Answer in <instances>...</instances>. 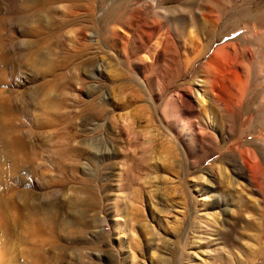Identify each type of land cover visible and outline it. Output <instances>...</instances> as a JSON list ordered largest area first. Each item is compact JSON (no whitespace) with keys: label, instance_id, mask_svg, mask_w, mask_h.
<instances>
[{"label":"rangeland","instance_id":"obj_1","mask_svg":"<svg viewBox=\"0 0 264 264\" xmlns=\"http://www.w3.org/2000/svg\"><path fill=\"white\" fill-rule=\"evenodd\" d=\"M98 1L95 0V5ZM129 1L120 0L116 8L121 11L107 14L112 5L109 2L106 10L98 13L99 25L88 22L90 16L85 13L88 0L74 1L78 4H74L78 6L74 7L75 13L69 12L71 2L55 3V11L50 15L54 23L51 22L49 30L54 36L48 32L51 38L46 39L42 48L43 54L48 52L51 63L48 67L51 74L45 76L43 71L49 65L41 60V64L32 63V51L22 42L33 38L30 33L29 37L25 33L29 39L23 35L32 28V23H27L30 26L17 24L13 18L20 12H17L19 2L0 0L3 15L9 17V28L4 26L1 31L5 40L2 51L7 58L3 62L4 68L0 69V98L5 97L4 101L7 99L9 103L7 105L3 99L0 100V127L5 126L9 134L16 128L28 144L27 151L36 159L30 173L23 170L18 173L19 180L17 174L12 178L8 172L3 179L6 178L8 184L15 179L12 181H16L14 189L32 191L36 195L39 220L43 218L42 204H61L57 214L61 220L58 218L60 222L57 220L53 224L54 236H57L55 239L59 246L66 244L70 251L63 254L56 243V248L49 254L60 259L54 257L57 262L52 260V264H258L257 225L264 205V193L252 184L249 172L241 164L236 151L252 135L258 141L264 140V57L258 50L257 58L256 50L252 48L255 59L251 62L252 67L249 64V70L256 82L257 93L251 100V110L244 114L251 121L243 124L228 120L229 124L225 122L223 127L211 122L203 129L206 135L217 138L218 145L230 143L227 151H217V144L207 140L203 142L189 127L190 122L194 123L197 133L198 126L202 127L205 122L197 104L201 91L196 90L200 86L198 76L203 73L201 65L205 60L196 56L197 48H192L181 30L186 22L196 28L201 22L204 25L201 10H197L198 2L203 3L200 4L205 13L208 7L223 8L227 3L225 0H156L160 7H171L163 8L170 14L167 15L170 19H167L155 14L143 0ZM182 1L185 2L181 4ZM253 1L258 2V7L264 6V0ZM125 9L127 11L124 12ZM127 14H132L130 19ZM85 15L87 21V18L83 21ZM123 16L128 17L126 21ZM103 20L106 23L103 24ZM127 21L136 24L133 27L142 22L143 25L145 21L162 23L161 32L168 31L172 35L173 46L170 43L154 59L152 44L145 43L144 47V43L141 45L139 42L146 38L142 29L136 33L138 42L130 41L124 30L129 25ZM113 23L126 27L115 25L119 28L116 35L109 29ZM204 26L206 29L203 27L198 36L205 42L204 37L209 31L207 24ZM79 28L84 30L83 36L76 35ZM143 52L147 54L146 59ZM172 95L177 99L178 111L171 100ZM187 99H190L191 106L185 107ZM51 100L49 105L47 102ZM165 102L168 103L163 106ZM204 102L208 107L209 94ZM162 107L168 108L164 111ZM246 129L248 134L242 137ZM251 130L255 132L251 134ZM0 177L1 188V174ZM262 211L264 216V207ZM62 220L68 223L63 224ZM6 236L0 234V241L11 239L9 242L5 240L8 249L2 241L0 251L3 254V249H6V257L10 253L13 259L9 255L7 258L11 264H22L20 260L24 258L20 253L26 244L21 243V235H14L20 236L21 244L14 236H8V239ZM11 247L14 252L10 251ZM42 254L46 258L47 253Z\"/></svg>","mask_w":264,"mask_h":264},{"label":"bare ground","instance_id":"obj_2","mask_svg":"<svg viewBox=\"0 0 264 264\" xmlns=\"http://www.w3.org/2000/svg\"><path fill=\"white\" fill-rule=\"evenodd\" d=\"M14 2H19L20 8H18L19 14L16 18H13L15 20V22H17V24H26L27 23H32V28L25 31L23 30L24 34L21 33V35H25V33L27 34V36L29 37L30 33L33 38L29 39L26 35V37L29 40H24L22 41L25 45L28 46L29 50L32 51L31 54V61L32 63L37 62L39 63L41 60V62H43L46 65L45 70L43 71V74L45 76H47L48 74L50 75L51 73L49 72L48 67H51V63L49 61V55L48 52H45V54H43L42 52V48H43V44L46 41L47 38H51L48 37L50 35H48V32H50L51 30V13L53 14V7L55 5V3L59 2V1H69L70 5L68 6L69 8V12L70 10L73 11L75 13L76 10H74V1L76 0H13ZM79 1V0H78ZM82 1V0H81ZM87 1V0H86ZM88 4L86 5V11L85 13L87 14V17H89V21H92L93 23H96L99 25V19L98 16L101 11L106 10V5L109 6V2L112 3L111 7H109V9L107 10V14L109 13H116L118 11V9L116 8L117 4L119 3L120 0H100L98 1V4L95 5V0H88ZM128 1V0H127ZM145 1L146 4H148L155 12V14L159 15L160 17H165L167 19H170V17H168L170 14L166 13V8L165 7H160L159 4L157 2H155L156 0H143ZM188 1V0H186ZM191 1V0H189ZM194 1V0H193ZM214 1V0H213ZM217 1V0H216ZM11 2V0H10ZM13 2V3H14ZM94 4H93V3ZM122 2V1H121ZM131 2V0L129 1ZM128 2V3H129ZM133 2V1H132ZM137 2V1H136ZM177 2V1H176ZM185 2L182 1L181 4ZM198 2V1H196ZM222 2V1H221ZM224 2H226L227 4L224 5L225 7L223 8H216L217 6H211L207 8V13H205L204 11H202V5L200 3L202 2H198L196 5H198V9L197 10H201V19L204 22V25L207 24L208 26V31L209 34L205 35V42L202 41V39L198 36L199 33H201L202 28L204 27L206 29V26L203 25V23H200L199 27H195L194 25V29L193 26H190L187 22L183 25L182 28V32L186 35L185 37L186 40L193 45L192 48L195 46L197 48V55L198 58H204V62L201 66H203L202 69V74L198 76V81L200 82V86L198 87L197 92H199V90L201 91V95L200 97L197 96V104L199 107V111H201V114L204 116L205 118V122H203V125H201L202 127L198 126L199 129L196 133L195 129L193 128L194 123L190 122L189 123V127H191L192 132L197 134V136L199 135V137L201 138V140L204 142L205 140H207L209 143L211 144H217L218 145V140L217 138L211 136V135H206L205 132L203 131V129L207 126L210 125V123L212 122V124L215 125H221L222 127L224 126L225 122H228V120L230 121H241L243 124H246V122L249 120L251 121L250 117H245L244 114L249 113V111L251 110V100L255 97L254 94L257 93V88H256V82H254L252 76H251V72L249 70V64L252 62L253 58H254V50L252 48H255L256 53L257 54V58L258 56V50L261 51V54L264 57V6L258 7V2H254L253 0H225ZM126 2V4H128ZM135 3V2H134ZM141 3V1H140ZM195 3V2H193ZM206 3V2H205ZM216 3V2H214ZM80 4V3H79ZM86 4V3H85ZM120 4V3H119ZM125 4V3H124ZM139 4V3H138ZM143 4V3H141ZM180 4V5H181ZM185 4V3H184ZM191 4V3H190ZM203 4V3H202ZM78 5V4H75ZM84 5V4H83ZM82 5V6H83ZM131 5V4H130ZM129 5V6H130ZM161 5V4H160ZM178 5V4H177ZM176 5V6H177ZM195 5V6H196ZM201 5V6H200ZM211 5V4H210ZM263 5V4H262ZM81 6V7H82ZM107 6V7H108ZM124 6V5H122ZM127 6V5H126ZM142 6V5H141ZM179 6V5H178ZM177 6V8H178ZM182 6V5H181ZM194 6V7H195ZM78 7V6H76ZM75 7V8H76ZM80 7V8H81ZM85 7V6H83ZM82 7V10H83ZM119 7V6H118ZM191 7V6H190ZM123 9V7H121ZM120 8V9H121ZM134 7H132L131 9H133ZM136 8V7H135ZM165 8V10L163 9ZM171 8V7H170ZM177 8L175 7V9L177 10ZM193 8V7H192ZM20 9V10H19ZM130 9V8H129ZM191 9V8H190ZM196 9V7L194 8ZM204 9V8H203ZM117 10V11H116ZM134 10V9H133ZM173 10V9H172ZM184 9H182L183 11ZM55 11V10H54ZM116 11V12H115ZM121 11V10H119ZM118 11V12H119ZM127 11V9L124 10V12ZM170 11V10H167ZM175 11V10H174ZM178 11V10H177ZM185 11V10H184ZM206 11V10H205ZM66 12V11H65ZM72 12V13H73ZM123 12V13H124ZM129 12V11H128ZM132 12V11H131ZM176 12V11H175ZM181 12V11H180ZM4 12H2L1 6H0V69H3L2 66L4 65V61L5 58H7L6 56H4L6 53L2 51V48H4L5 46V40L2 37V28H4V26H8L7 22H8V18L7 16L3 15ZM71 13V12H70ZM71 14V15H74ZM76 13H79V11H77ZM103 13V12H102ZM105 13V12H104ZM103 13V14H104ZM149 13V12H148ZM169 13V12H168ZM179 13V12H177ZM185 13V12H184ZM193 13V12H192ZM13 14V13H12ZM15 14V13H14ZM103 14H100L101 16ZM125 14V13H124ZM139 14V13H138ZM153 14V15H155ZM68 15V14H67ZM78 15V14H76ZM106 15V13H105ZM122 15V14H121ZM130 15V14H129ZM142 15V14H140ZM155 15V16H157ZM168 15V16H167ZM175 15V14H174ZM173 15V16H174ZM192 15V14H190ZM15 16V15H14ZM81 16V15H80ZM79 16V17H80ZM128 16V14L126 15ZM132 16V14L129 17ZM139 16V15H138ZM193 16V15H192ZM191 16V17H192ZM12 17V15H11ZM10 17V18H11ZM78 17V16H77ZM78 17V18H79ZM82 17V16H81ZM85 15V18L83 19V21L87 18ZM108 17V15H107ZM106 17V19H107ZM112 17V16H110ZM116 17V15H115ZM124 17V16H123ZM128 17H124V20L126 21V19ZM141 17V16H140ZM139 17V18H140ZM150 17V15H149ZM71 18V17H70ZM75 19V17H73ZM103 18L104 15H103ZM100 17V19H103ZM120 18V17H119ZM118 18V20H119ZM133 18V17H132ZM197 18V17H196ZM12 19V20H13ZM73 19V21H74ZM80 19V18H79ZM78 19V20H79ZM121 20L123 19L122 17L120 18ZM134 19V18H133ZM141 19V18H140ZM153 19V18H152ZM10 20V19H9ZM77 20V18H76ZM75 20V21H76ZM88 18L85 20L87 21ZM117 20V19H116ZM119 20V22L121 21ZM123 20V21H124ZM148 20V19H147ZM154 20V19H153ZM71 21V20H70ZM109 21H112L109 20ZM150 21V20H149ZM79 22V21H78ZM104 20H103V24H104ZM108 22V21H107ZM114 22V21H113ZM118 22V21H115ZM128 22V21H127ZM127 22L125 23V25L127 24ZM131 22V20H130ZM128 25L127 29H124L126 31V33H128L129 37H130V41L132 43H137L138 40L136 39V33L138 31V29H142L143 32H145L146 34V38L144 40H141L139 42H141V45L144 43L147 44H152L150 45L153 48V54L152 57L155 59L159 56L160 52L163 51L169 47V44L171 43L172 45V35H169L168 31H166V33L161 32L163 29V24L162 23H154L153 21H151V24L148 21H145L143 25H138V27H133L136 24L131 23ZM193 22V21H192ZM54 23V22H53ZM106 23V22H105ZM112 23V22H110ZM121 23V22H120ZM139 23V22H138ZM195 23V22H194ZM64 24V23H63ZM69 24V23H68ZM92 24V23H91ZM56 25V24H53ZM61 25V24H60ZM59 25V27H60ZM73 25V24H72ZM77 25V24H75ZM83 25V24H82ZM87 25V23H86ZM86 25L83 26V28L86 27ZM110 25V24H109ZM112 25V24H111ZM113 25H117L120 26V24H115L113 23ZM123 24H121L122 26ZM23 26V25H22ZM30 26V25H28ZM93 26V25H92ZM114 26L112 28H109L111 30L112 33H116V29L118 27ZM120 26V28H121ZM124 26V25H123ZM178 25H176L175 27H177ZM6 27V28H7ZM26 27V26H24ZM59 27H56L57 29ZM91 27V25H89V28ZM98 27V26H97ZM96 27V28H97ZM105 27V26H104ZM108 27V26H107ZM110 27V26H109ZM126 26H124L125 28ZM5 28V30H6ZM7 28V29H8ZM22 28V27H21ZM53 28V27H52ZM123 28V27H122ZM55 29V27H54ZM103 29V28H101ZM106 29V28H105ZM119 29V28H118ZM167 29V28H166ZM177 29V28H176ZM13 30V28H12ZM50 30V31H49ZM89 30V29H88ZM94 30V29H93ZM108 30V29H107ZM121 30V29H120ZM86 31V30H85ZM96 31V30H95ZM94 31V32H95ZM103 31V30H102ZM179 31V30H178ZM177 31V33H178ZM194 31H196L194 33ZM201 31V32H200ZM21 32V31H20ZM121 32V31H120ZM142 32V33H143ZM180 32V33H182ZM186 32V33H185ZM51 33V32H50ZM53 33V32H52ZM51 35L54 36V33ZM84 33V30L79 28L77 30L76 35ZM88 33H90L88 31ZM92 33V32H91ZM97 33V32H96ZM110 33V35L112 34ZM205 32H203L202 34L204 35ZM104 33H102L103 35ZM107 33H105L104 35H106ZM20 35V36H21ZM30 35V36H31ZM82 35V34H81ZM97 35V34H96ZM101 35L100 38H102L103 36ZM109 35V36H110ZM117 35V33H116ZM175 35V34H173ZM8 36V35H7ZM12 36V35H9ZM14 36V35H13ZM24 36V37H25ZM52 36V37H53ZM83 36V35H82ZM108 36V35H107ZM112 36V35H111ZM114 36V35H113ZM123 36V35H122ZM125 36V35H124ZM178 36V35H177ZM184 36V35H183ZM15 37V36H14ZM13 37V39H14ZM23 37V38H24ZM99 37V36H98ZM97 37V38H98ZM128 37V38H129ZM6 38V37H5ZM10 38V37H9ZM16 38V37H15ZM78 38V36H77ZM80 38V37H79ZM105 38V36H104ZM110 38V37H109ZM115 38V36H114ZM113 38V39H114ZM123 38V37H122ZM142 38V37H141ZM177 38V37H176ZM107 39V37H106ZM106 39H104L103 41H105ZM112 39V40H113ZM151 40H153L151 42ZM8 41V40H7ZM11 41V40H10ZM16 41V40H15ZM21 41V39H20ZM99 41V40H98ZM97 41V42H98ZM124 41V40H123ZM122 41V42H123ZM126 41V40H125ZM124 41V42H125ZM175 41V40H174ZM184 41V40H183ZM186 41V42H187ZM17 42V41H16ZM22 42H20L22 44ZM95 42V41H94ZM96 42V43H97ZM109 42V41H108ZM48 43V42H47ZM92 43V42H91ZM105 43H107L105 41ZM116 43V42H114ZM126 43V42H125ZM175 43V42H174ZM189 43V44H190ZM16 44V43H15ZM112 44V43H111ZM123 44V43H122ZM121 44V46H122ZM129 44V43H128ZM20 45V44H19ZM113 45V44H112ZM115 45V44H114ZM261 45V48L258 49V46ZM16 46V45H14ZM101 46V45H100ZM110 46V43H109ZM126 46V44H125ZM173 46V45H172ZM175 46V45H174ZM185 46V45H184ZM18 47V46H17ZM112 47V46H111ZM127 47V46H126ZM146 47V45L144 46ZM190 47V46H189ZM20 48V46H19ZM87 49V46L85 47ZM124 47H122L123 49ZM149 48V47H148ZM185 48V47H184ZM183 48V49H184ZM129 49V48H128ZM128 49H126L128 51ZM146 49V48H145ZM144 49V50H145ZM180 49V48H179ZM85 50V49H84ZM123 50V51H126ZM150 50V48H149ZM148 50V51H149ZM170 50V49H169ZM95 51H98L97 49ZM134 51V50H133ZM173 51V50H172ZM179 53V50H177ZM184 51V50H183ZM182 51V52H183ZM193 51V50H192ZM145 52V51H144ZM142 53L145 54V53ZM147 52V51H146ZM5 53V54H4ZM125 53V52H124ZM171 53V52H169ZM176 53V54H178ZM190 53V52H189ZM192 53V52H191ZM85 54V53H84ZM96 54V53H95ZM175 54V55H176ZM185 54V52H184ZM11 55V54H9ZM138 57L139 54H137ZM141 55V56H142ZM150 55V54H149ZM167 55V54H166ZM174 55V56H175ZM180 55V54H179ZM191 55V54H190ZM147 58V54L144 55V58ZM173 56V57H174ZM10 57V56H9ZM90 57V56H89ZM88 57V58H89ZM128 57L130 58V56L128 55ZM135 57V56H134ZM165 57V56H164ZM91 58V57H90ZM89 58V59H90ZM127 58V57H126ZM145 58V59H146ZM168 58V57H166ZM170 58V57H169ZM186 58V56H185ZM261 58V57H260ZM93 59V57H92ZM91 59V60H92ZM135 59V58H134ZM178 59V58H177ZM184 58L182 57V60ZM255 59V58H254ZM139 60V59H138ZM149 60V59H148ZM175 60V59H174ZM179 60V59H178ZM264 60V59H262ZM133 61V59H132ZM153 61V59H152ZM170 61V60H168ZM185 61V59L183 60ZM181 61V62H183ZM9 62V61H8ZM8 62L6 64H8ZM41 62L39 64H41ZM136 62V61H135ZM142 62V59H141ZM165 62V61H164ZM175 63V61H173ZM193 62V61H192ZM258 62V61H257ZM3 63V65H2ZM166 63V62H165ZM198 63V62H197ZM167 64V63H166ZM173 64V63H172ZM171 64V65H172ZM43 65V64H42ZM131 65V64H130ZM152 65V64H151ZM155 65V64H154ZM169 68L167 65V68L170 69V64ZM176 65V64H175ZM179 65V64H177ZM186 65V62H185ZM191 65V64H190ZM189 65V68H191V66ZM252 63H251V67H252ZM156 66V65H155ZM163 66V67H165ZM197 66V65H196ZM174 67V66H173ZM172 67V68H173ZM185 67V66H184ZM200 67V66H199ZM158 68V67H157ZM178 68V67H177ZM180 68L182 69V65H180ZM179 68V69H180ZM189 68L187 71H189ZM258 68V66L256 67V69ZM166 69V68H165ZM175 69V68H174ZM186 69V68H185ZM171 70V69H170ZM183 70V69H182ZM181 70V71H182ZM262 70V68H261ZM174 71V70H173ZM184 71V70H183ZM264 71V70H263ZM2 72V71H0ZM42 72V71H41ZM150 72V71H149ZM175 72V71H174ZM177 72V71H176ZM175 72V73H176ZM180 72V70H179ZM166 73V72H165ZM182 73V72H181ZM194 73V72H193ZM171 74V73H170ZM178 74V73H176ZM3 75V74H2ZM48 75V76H49ZM190 75V74H189ZM198 75V73H197ZM197 75L195 77H197ZM261 75V74H260ZM259 75V76H260ZM264 75V74H263ZM4 77V76H3ZM187 77V76H186ZM2 78V77H1ZM147 78V77H146ZM144 78V79H146ZM2 80V79H1ZM164 80V79H163ZM173 80V79H172ZM191 80V79H190ZM193 80V78H192ZM49 81V80H48ZM146 81V80H145ZM165 81V80H164ZM167 81V80H166ZM149 82V81H148ZM263 82V81H262ZM141 83V82H140ZM173 83V82H172ZM46 84V83H45ZM164 84V83H163ZM162 84V86H163ZM167 84V83H166ZM177 84V83H176ZM185 84V83H184ZM187 84H191V83H187ZM259 84V82L257 83ZM262 84V83H261ZM141 85V84H140ZM147 85V83L145 84V86ZM169 85V84H168ZM172 85V84H171ZM144 86V85H143ZM176 86V85H175ZM174 86V87H175ZM259 85H257L258 87ZM141 87V86H140ZM147 87V86H146ZM148 88V87H147ZM166 88V87H165ZM164 88V90H165ZM189 88H191L189 86ZM149 89V88H148ZM163 89V88H162ZM178 89V88H177ZM192 89V88H191ZM195 89V88H194ZM264 89V88H263ZM145 90V89H143ZM151 90V89H150ZM149 90V91H150ZM189 90V89H188ZM1 91V90H0ZM190 91V90H189ZM261 91V90H259ZM38 92V91H36ZM40 92V91H39ZM146 92V91H145ZM148 92V91H147ZM187 92V90H186ZM4 93V92H3ZM1 92V94H3ZM142 93V92H141ZM151 93V92H150ZM166 93V92H165ZM185 93V92H184ZM36 94V93H35ZM160 94V93H159ZM164 93H162L163 95ZM209 94V106H206V103L204 102V99L206 97V95ZM37 95V94H36ZM39 95V94H38ZM179 95V94H178ZM142 96V95H141ZM165 96V94H164ZM167 96V95H166ZM177 96V94H176ZM181 96V95H180ZM3 97V96H2ZM160 98V95L158 96ZM170 97V96H169ZM182 97V96H181ZM180 97V98H181ZM208 97V96H207ZM259 97V96H258ZM5 98V97H4ZM4 98H0V100L4 101ZM35 98V97H34ZM155 98V97H154ZM163 98V97H162ZM161 98V99H162ZM178 98V97H177ZM262 100H264V96H262ZM9 99V98H8ZM50 99V98H49ZM167 99V97H166ZM170 99V98H168ZM182 99V98H181ZM179 99V100H181ZM208 99V98H207ZM206 99V101H207ZM42 101V99H40ZM165 100V99H164ZM163 100V101H164ZM171 100L174 103V107L175 110L178 111V106H177V99H175L173 97V95L171 96ZM7 99H5V103L8 105L7 103ZM40 101V102H41ZM47 101V100H46ZM45 101V102H46ZM49 101V100H48ZM166 101V100H165ZM169 101V100H167ZM3 102V103H4ZM39 102V103H40ZM151 102H153L151 100ZM171 102V101H170ZM180 102V101H179ZM38 103V102H37ZM48 104L52 103L51 102H47ZM154 103V102H153ZM159 103V102H158ZM162 103V102H161ZM168 102H165V104H163V106H166ZM181 103V102H180ZM185 107L191 106V101L190 99H187L185 102ZM2 104V103H0ZM41 104H43V102H41ZM45 104V103H44ZM46 104V105H48ZM49 104V105H50ZM152 104V103H151ZM40 105V104H39ZM37 105V106H39ZM48 105V106H49ZM155 105V104H154ZM162 105V104H161ZM42 106V105H41ZM40 106V107H41ZM44 106V105H43ZM6 107V105H5ZM161 107V106H160ZM184 107V106H183ZM182 107V108H183ZM3 108V107H2ZM42 108V107H41ZM153 108V105H152ZM151 108V109H152ZM168 107H165V109ZM9 109V108H6ZM5 109V110H6ZM47 109V107L45 108ZM51 109V107H48V110ZM158 109V108H157ZM161 109V108H160ZM162 109H164L162 107ZM161 109V110H162ZM164 109V111H166ZM188 109V108H187ZM47 110V111H48ZM155 109H153L154 111ZM160 110V111H161ZM8 111V110H7ZM46 112V110H44ZM156 111V110H155ZM157 112V111H156ZM181 112V111H180ZM154 113V112H153ZM52 114V113H51ZM165 117V113L163 112ZM156 115V114H155ZM3 116V115H2ZM1 116V117H2ZM53 117V116H52ZM56 117V116H55ZM157 117V116H156ZM12 120V119H11ZM56 120V119H55ZM162 120V118H161ZM204 120V119H203ZM255 120V119H254ZM48 121V120H47ZM197 121V119H196ZM248 121V123H249ZM5 123V122H4ZM13 123V121H12ZM49 123H51L49 121ZM206 123V124H205ZM1 124H3L1 122ZM161 124V123H160ZM163 124V123H162ZM211 124V125H212ZM229 124V122H228ZM54 125V124H53ZM200 125V123H199ZM50 126H52L50 124ZM164 126V125H163ZM239 126V125H238ZM2 127V128H1ZM1 131H0V144H1V152H0V156L1 158V162H0V174L2 176V187L0 188V234L7 235V239L8 236L13 237L14 235L16 236V234L21 235L22 239H20L18 236L15 237L14 239L17 238V240H19L18 242L20 243V240L24 241L21 243H25L26 246H24L23 244V248L20 250L21 251V255L22 258H24L23 260H20V263L23 262L22 264H52V260H54V257L52 254L50 255L49 253L56 248V237L54 236V228H53V224L58 220V222H60L61 218H57V214L58 212H60L59 206L61 205H55L53 203H49L47 202V204H42L43 206L41 207L42 212H43V218L42 219H38V210H40L39 205H37L38 202H35L36 199V195L32 193V191H24V190H19V189H14L15 186H13V184L16 183V181L14 183H12V181H14L15 179H11L10 183L8 184L6 182V178L3 179V176H5L8 172L7 175H11L12 178H14V176H16V174L18 175V173L20 174V172L23 170L26 173H30L31 171V166H34L33 163L35 157L27 151V145L25 144V142L23 141L21 135L19 134L18 130H16V128H14L15 130L12 131L11 134L8 133V130H6L5 126H1ZM165 127V126H164ZM230 128V127H228ZM260 128V127H258ZM257 128V129H258ZM60 129V128H59ZM245 129V128H244ZM249 129V128H248ZM252 129V128H251ZM165 130H167L165 128ZM223 130V129H222ZM231 130V129H230ZM60 131V130H59ZM207 131V130H206ZM252 131V130H251ZM243 132V131H242ZM255 132L252 131L251 134ZM256 132H258V130H256ZM55 133V132H54ZM59 133V132H58ZM168 133V132H167ZM57 134V133H56ZM55 134V135H56ZM61 134V133H60ZM247 129L243 132L242 137L243 136H247ZM206 135V137L204 136ZM58 136V135H57ZM61 138H63L62 136H60ZM240 137V138H242ZM51 138V137H50ZM57 139V138H56ZM52 140V138H51ZM54 140V139H53ZM206 141V142H207ZM236 141V140H235ZM239 142V141H238ZM236 143V142H233ZM26 145V146H25ZM215 145V146H217ZM228 145H230V143H223L221 145H218L217 151H221V150H225L227 151L228 149ZM213 146V145H212ZM29 150V149H28ZM216 150V147H215ZM216 153V152H215ZM237 157L240 160L241 164L243 165V167L248 170L249 172V176L250 179L252 181V184L260 190L261 193H264V191L262 190L263 186H264V140L263 141H258V139L255 138V136L252 135L251 139L246 140L242 147L236 151ZM231 155V154H230ZM37 156V155H36ZM224 156V155H223ZM234 156V155H233ZM236 156V155H235ZM234 156V157H235ZM236 157V158H237ZM235 158V159H236ZM36 161V159H35ZM38 163V162H37ZM239 164V163H238ZM36 166V165H35ZM39 166V165H38ZM37 166V167H38ZM34 168V167H33ZM37 169V168H36ZM35 170V168H34ZM38 170V169H37ZM33 171V170H32ZM23 174V173H22ZM10 177V178H11ZM17 177V176H16ZM1 178V177H0ZM21 178V177H20ZM8 179V178H7ZM17 179V178H16ZM19 180V175H18V179ZM21 180V179H20ZM18 182V181H17ZM20 185V184H19ZM17 186V185H16ZM18 188V187H17ZM24 189V188H23ZM48 194V193H47ZM264 202V201H263ZM68 203V202H67ZM264 204V203H263ZM66 205V204H65ZM261 205V204H260ZM63 207V206H62ZM61 207V208H62ZM264 205L261 206V213H260V217L258 219V225H257V229H258V264H264V216L262 214V209H263ZM60 208V209H61ZM62 212V211H61ZM41 213V212H40ZM63 213V212H62ZM60 213V214H62ZM63 215V214H62ZM61 215V216H62ZM63 217V216H62ZM41 218V216H40ZM65 219V218H64ZM65 222L62 220V223ZM66 223V222H65ZM63 223V224H65ZM68 223V222H67ZM66 223V224H67ZM17 228V231H16ZM2 236V235H1ZM5 239V238H4ZM6 240V239H5ZM2 240L0 242L4 241ZM11 240V239H9ZM9 240H6L9 242ZM16 240V241H17ZM6 241L4 244H6ZM15 241V240H14ZM58 241V240H57ZM7 242V243H8ZM70 242V241H69ZM12 243V242H11ZM16 243V242H15ZM20 243V244H21ZM3 244L0 243V247ZM7 246L4 247L6 249H8L7 247L9 246L8 244H6ZM58 245V243H57ZM22 246V245H21ZM59 246V245H58ZM73 246V245H72ZM2 247V248H4ZM25 247V248H24ZM13 247L10 248V251ZM60 248V249H59ZM59 248L57 247V249H59L61 252H67L70 250H67L68 245H63V246H59ZM1 249V248H0ZM6 249L4 253L7 252ZM73 251V249H72ZM71 251V252H72ZM81 251V250H79ZM42 252L47 253L46 258L45 256L42 254ZM2 254V250L0 251V264H11L9 258L11 255H9V251H8V255L6 257L5 254ZM77 253V252H76ZM14 254V253H11ZM19 254V255H20ZM66 254V253H65ZM20 255V256H21ZM82 255V254H81ZM17 255L14 256V259L16 258ZM86 256V255H85ZM67 257V256H66ZM12 258V256H11ZM21 258V257H20ZM57 259H60V257H56ZM55 258L54 261L57 262V259ZM63 258H65L63 256ZM13 259V258H12ZM18 259V258H17ZM16 259V260H17ZM63 260V259H62ZM91 260V259H90ZM12 261V260H11ZM14 262V261H13ZM17 262V261H16ZM55 262V263H56ZM88 262V261H87Z\"/></svg>","mask_w":264,"mask_h":264}]
</instances>
